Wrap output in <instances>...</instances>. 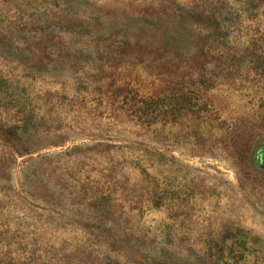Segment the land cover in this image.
Instances as JSON below:
<instances>
[{
	"label": "rangeland",
	"instance_id": "374dc122",
	"mask_svg": "<svg viewBox=\"0 0 264 264\" xmlns=\"http://www.w3.org/2000/svg\"><path fill=\"white\" fill-rule=\"evenodd\" d=\"M174 2L264 53V0H0V264H264V74L164 63Z\"/></svg>",
	"mask_w": 264,
	"mask_h": 264
},
{
	"label": "trees",
	"instance_id": "16d2710c",
	"mask_svg": "<svg viewBox=\"0 0 264 264\" xmlns=\"http://www.w3.org/2000/svg\"><path fill=\"white\" fill-rule=\"evenodd\" d=\"M244 4H250V2L247 1ZM169 10L170 14L165 16L163 20L157 18L154 21L156 25L161 21L163 23L162 29L147 30L148 38L153 41L150 51L159 54L160 59L164 63H174L180 60L190 63L192 60L196 66L190 75L191 79L193 78L192 83L197 85L198 89H210L212 81L216 78L206 76L208 71L206 67L211 65L210 58L214 57L211 51L212 47L220 48L217 53L220 56L219 65H216V69L224 72L223 69L225 67L227 72L228 69L226 67L232 68V66L240 65L246 58L250 57L255 69H259L264 74V53L260 56L247 51L249 47L247 44L239 51L238 48L237 51H233L226 47L230 45L228 42V30H224V26H222L223 15L217 11V8L211 7L208 10L191 9L174 2ZM186 42L189 46L188 49H191L190 53L183 50L184 46L182 45ZM194 91L195 88L188 94L192 95ZM197 93H199V90ZM200 101L198 98H193V96L186 97L185 102L182 104L183 113H196L200 106ZM147 117L143 121L146 122L156 118V116L152 115ZM167 261L169 260H163L161 257H155L150 260L152 264H168ZM113 264L119 263L116 261ZM207 264L230 263L211 259Z\"/></svg>",
	"mask_w": 264,
	"mask_h": 264
}]
</instances>
